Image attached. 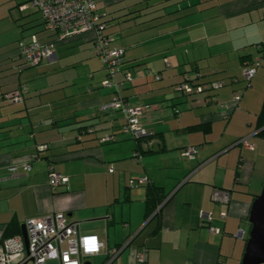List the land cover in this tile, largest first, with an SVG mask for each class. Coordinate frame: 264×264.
I'll return each mask as SVG.
<instances>
[{
	"label": "crops",
	"instance_id": "crops-1",
	"mask_svg": "<svg viewBox=\"0 0 264 264\" xmlns=\"http://www.w3.org/2000/svg\"><path fill=\"white\" fill-rule=\"evenodd\" d=\"M95 1L111 45L125 52L121 94L144 107L140 119L153 149L135 161L139 145L124 132L125 119L101 108L114 94L102 86L106 71L93 33L59 40L29 2L0 0V229L22 234L26 219L63 213L104 242L94 264H106L109 251L129 240L117 264H140L142 247L147 264H242L251 204L264 183V66L249 81L243 62L264 50V0ZM31 33L54 43V56L28 67L18 41ZM186 76L226 85L177 92ZM21 81L25 101L2 100ZM192 145L199 156H182ZM50 162L69 178L66 185L50 186ZM141 176L167 195L149 218L146 185H130ZM215 190L228 192L229 202L215 201Z\"/></svg>",
	"mask_w": 264,
	"mask_h": 264
},
{
	"label": "built area",
	"instance_id": "built-area-1",
	"mask_svg": "<svg viewBox=\"0 0 264 264\" xmlns=\"http://www.w3.org/2000/svg\"><path fill=\"white\" fill-rule=\"evenodd\" d=\"M42 13L47 21L48 27L61 32L63 38L91 32L94 36L95 50L103 65L109 72V77L104 81L106 86L121 87V83L115 81L118 67L123 61L124 50L113 47V38L104 33L106 24L101 22L97 13L95 0H27ZM20 50L27 62L31 64L40 63L42 60H51L54 52L48 45H42L36 36L24 38L20 42ZM264 65V56L256 55L251 63L244 65L243 73L247 80L256 74L258 69ZM148 73V72H146ZM224 80L210 82L209 85L193 81L186 76L185 79L176 84L174 89L183 94L203 93L207 90H217L225 86ZM20 95L14 96V101H20ZM241 92L233 93V100L239 102ZM101 108L108 112V117L113 118L120 113L125 118L124 131L138 140L146 136L147 132L141 122L144 107L132 105L120 96H116L109 103L103 104ZM112 139L106 137L104 140ZM245 147L253 149L254 146L247 138L240 140ZM199 146H188L181 150V155L190 159L199 156ZM25 167L29 169L30 164ZM15 172L16 166L12 167ZM112 171V169L110 168ZM69 178L49 168V184L52 188L63 184L66 185ZM146 176H141L137 181L132 180L130 185L147 184ZM213 199L221 203L229 202V193L223 190H215ZM160 207L151 215L156 214ZM203 222H211L210 213L202 212ZM25 228L28 238V247L22 234L5 237V231L0 229V264H48L56 261L58 264H84L102 252L104 242L96 233H81L79 222H70L63 213H55L46 216L31 217L25 220ZM211 233H219L220 230L209 226ZM131 243V240L123 245L109 251V259L106 264H117L120 253ZM136 260L140 264H147V248L142 247L136 253Z\"/></svg>",
	"mask_w": 264,
	"mask_h": 264
},
{
	"label": "trees",
	"instance_id": "trees-1",
	"mask_svg": "<svg viewBox=\"0 0 264 264\" xmlns=\"http://www.w3.org/2000/svg\"><path fill=\"white\" fill-rule=\"evenodd\" d=\"M26 2H28L27 0H25ZM30 3V2H29ZM31 4V3H30ZM32 5V4H31ZM33 6V5H32ZM34 7V6H33ZM40 14H41V16H42V13L40 12V10H38L36 7H34ZM98 13V12H97ZM42 18H43V20H44V24H45V26H46V28L49 30V31H51V32H53V33H55V34H57L58 35V39L59 40H62V39H66V38H63L62 37V35H61V32H59V31H56V30H52V29H50L49 27H48V24H47V21L45 20V18L42 16ZM100 20H101V17H100ZM101 22H104V21H102L101 20ZM104 33H105V30H104ZM83 34V33H82ZM106 35H108L107 33H105ZM32 36H36V38H37V40L39 41V43L40 44H42V45H48V46H50L51 47V49L53 50V47H54V43H52V42H48V43H43V42H41L40 40H39V38H38V36H37V34L36 33H31V34H28V35H24L23 37H21L20 39H19V41H18V58L19 59H22L23 60V62H24V64L26 65V66H30V67H33V66H38V65H40L41 63H43V62H45L46 60H42L40 63H36V64H31V63H29V62H27L26 61V59H25V57H24V55H22V53H21V50H20V42H21V40L22 39H24V38H30V37H32ZM76 36H78V35H76ZM71 37H74V36H71ZM71 37H67V38H71ZM93 44H94V36H93ZM94 48H95V44H94ZM261 51H264L263 49L262 50H259V54H261L262 56H264V54L261 52ZM95 53H96V50H95ZM124 54H125V52H124ZM97 55V54H96ZM98 56V55H97ZM99 58V57H98ZM100 59V58H99ZM101 60V59H100ZM253 61V58H248V59H246L244 62H243V64H246V63H251ZM123 62H124V55H123V61H122V63L119 65V67H118V72H117V74H116V76H115V81L117 82V83H121V87L119 88V89H117V87L116 86H106V85H104V81L109 77V72H108V70L105 68V66L103 65V63H102V61H101V63H102V65H103V68L105 69V71H106V78L102 81V86L103 87H105V88H109V89H111L112 91H113V97H112V99L110 100V101H112L116 96H120V97H122L123 98V96H122V94H121V92H122V90H123V86H124V82L123 81H120V80H118V78H117V75H118V73L120 72V70H121V66H122V64H123ZM264 66V65H263ZM262 66V67H263ZM261 68V67H260ZM259 70V69H258ZM148 73H150V71H147ZM220 80H224V79H220ZM215 81H218V80H215ZM225 81V80H224ZM210 82H213V81H210ZM226 82V81H225ZM201 84H203V83H201ZM207 84V83H206ZM206 84H204V85H206ZM226 85V84H225ZM210 91H212L211 89H210ZM238 92H240V91H238ZM28 93V85H27V82H25V81H21L20 83H19V85H18V88H17V92L15 93V94H13V95H11V94H9V93H3L2 95H1V98H2V100H4V101H8L9 103H11V104H21V103H23L24 101H25V97H26V94ZM16 95H20L21 97H22V99L20 100V101H14V96H16ZM124 99V98H123ZM125 100V99H124ZM109 101V102H110ZM109 102H107V103H109ZM107 112V111H106ZM107 114H108V112H107ZM124 118V117H123ZM125 119V118H124ZM125 124V123H124ZM123 129H124V125H123ZM125 132V131H124ZM126 133V132H125ZM128 134V133H127ZM130 135V134H129ZM131 136V135H130ZM132 137V136H131ZM133 138V137H132ZM134 139V138H133ZM144 139H146V141H148V143H147V147H146V150H144V151H142V149L140 150V143L144 140ZM110 140V139H109ZM136 140V139H135ZM151 140H153V138L150 136V137H142V138H140V139H138V140H136L137 141V144L139 145L138 146V148L136 149V152L133 154V158H134V160L135 161H137V162H142L141 160H142V157H143V154H145V153H147V152H150V151H152V146H153V143H152V141ZM242 144V143H241ZM42 145H46V144H41V145H38V147H41ZM48 148V147H47ZM39 152H40V149H39ZM142 152H143V154H142ZM40 157V154L39 153H37L35 156H33V159H37V158H39ZM26 163H28V164H30V165H32L31 164V162H25L23 165L25 166V164ZM50 167H53V164H52V162H50V164H49V167H48V176H49V168ZM26 168V167H25ZM31 168V167H30ZM29 168V169H30ZM54 168V167H53ZM110 168L112 169V171L110 170ZM27 169V168H26ZM55 170V169H54ZM113 170H114V166H113V164H110V166H108V171L109 172H113ZM56 171V170H55ZM138 179H136V180H134V181H137ZM144 185H146V191H147V193H146V205H147V213H146V216H147V218H149L159 207H160V205L164 202V199L167 197V195H165V193L164 192H162L161 190V188H159V187H157V186H155V185H153L152 183H147V184H144ZM159 212V211H158ZM158 212H156V214H158ZM13 235H15V234H8L7 233V231H5V237H10V236H13ZM131 244V243H130ZM130 246V245H129Z\"/></svg>",
	"mask_w": 264,
	"mask_h": 264
},
{
	"label": "water",
	"instance_id": "water-1",
	"mask_svg": "<svg viewBox=\"0 0 264 264\" xmlns=\"http://www.w3.org/2000/svg\"><path fill=\"white\" fill-rule=\"evenodd\" d=\"M249 220L251 229L247 239L242 264H264V183L261 192L255 196L251 204ZM22 235L28 247V238L25 224ZM84 264H90L86 261Z\"/></svg>",
	"mask_w": 264,
	"mask_h": 264
},
{
	"label": "rangeland",
	"instance_id": "rangeland-1",
	"mask_svg": "<svg viewBox=\"0 0 264 264\" xmlns=\"http://www.w3.org/2000/svg\"><path fill=\"white\" fill-rule=\"evenodd\" d=\"M205 93V92H204ZM92 262H93V264H94V261H93V259H90ZM48 264H58L56 261H53V262H49Z\"/></svg>",
	"mask_w": 264,
	"mask_h": 264
}]
</instances>
